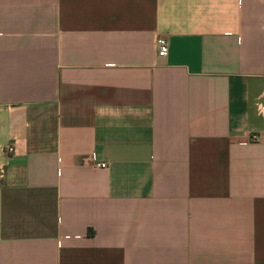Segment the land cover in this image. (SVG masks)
<instances>
[{
  "label": "crops",
  "instance_id": "obj_1",
  "mask_svg": "<svg viewBox=\"0 0 264 264\" xmlns=\"http://www.w3.org/2000/svg\"><path fill=\"white\" fill-rule=\"evenodd\" d=\"M0 264H264V0H0Z\"/></svg>",
  "mask_w": 264,
  "mask_h": 264
},
{
  "label": "built area",
  "instance_id": "obj_2",
  "mask_svg": "<svg viewBox=\"0 0 264 264\" xmlns=\"http://www.w3.org/2000/svg\"><path fill=\"white\" fill-rule=\"evenodd\" d=\"M156 49H157L158 56L160 58H166L169 55L168 39L163 38V37L158 38L157 42H156ZM260 140H261L260 135L251 134L244 142L241 143V145H247L249 143L259 142ZM6 151L11 154V153L15 152V148L13 145H10L6 148ZM95 166L97 168H100V169H106L107 168V164H105V163L96 164Z\"/></svg>",
  "mask_w": 264,
  "mask_h": 264
}]
</instances>
